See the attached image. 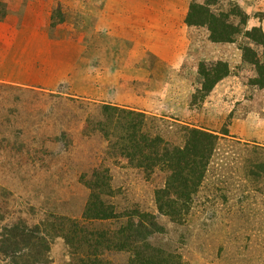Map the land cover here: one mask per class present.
Returning a JSON list of instances; mask_svg holds the SVG:
<instances>
[{
  "label": "rangeland",
  "instance_id": "rangeland-1",
  "mask_svg": "<svg viewBox=\"0 0 264 264\" xmlns=\"http://www.w3.org/2000/svg\"><path fill=\"white\" fill-rule=\"evenodd\" d=\"M27 1H0V226L39 229L46 264H71L86 251L78 236L76 250L62 237L70 224L111 235L143 213L154 218L146 243L156 258L264 264V86L256 81L264 49L248 37L264 35V0H42L34 13ZM193 3L239 33L213 41L206 25H187ZM19 50L43 62L28 71L38 74L30 85L11 68ZM201 67L228 74L210 88ZM103 104L143 113L144 129L171 145L183 146L185 127L217 137L182 218L157 208L165 172L131 165L97 128ZM95 172L107 177L100 198L116 218L85 217ZM131 256L104 259L128 264Z\"/></svg>",
  "mask_w": 264,
  "mask_h": 264
},
{
  "label": "trees",
  "instance_id": "trees-1",
  "mask_svg": "<svg viewBox=\"0 0 264 264\" xmlns=\"http://www.w3.org/2000/svg\"><path fill=\"white\" fill-rule=\"evenodd\" d=\"M185 22L189 26L206 25L213 41H232L235 34L239 33L226 22V19L219 20L202 4L191 5ZM248 37L264 49V35L255 38L249 33ZM243 55L247 57L244 50ZM257 67L256 81L259 86H264V63L258 61ZM200 72L205 82L210 83V88L228 74L227 69L218 71L216 68L206 70L203 67ZM210 88L205 92L208 93ZM102 115L105 120L98 121L96 126L103 132L116 153L125 157L131 165L146 172H153L157 168L165 172L164 185L155 193L157 208L170 217L182 218L202 182L217 137L204 130L185 127V142L182 147H178L144 129L147 120L143 113L103 104ZM106 178L102 172H95L91 177L89 188L92 194L85 211V217L88 219L116 218L111 207L100 198L104 193L109 194ZM131 220L126 227L111 232V235L109 231H89L70 224L71 228L69 231L65 230L62 237L73 249L78 236L86 251L85 257L71 264H110L104 259L105 253L110 251L131 253L128 264H176L173 256L163 252L156 258L159 252H155L146 243V236L150 234L152 226L155 227V222L149 221L154 220L153 216L141 213L137 214L136 223ZM37 231L39 229L20 227V225L0 226V256L7 261V264H46L45 255L49 252V246L46 238ZM139 242L143 243L138 244Z\"/></svg>",
  "mask_w": 264,
  "mask_h": 264
},
{
  "label": "crops",
  "instance_id": "crops-1",
  "mask_svg": "<svg viewBox=\"0 0 264 264\" xmlns=\"http://www.w3.org/2000/svg\"><path fill=\"white\" fill-rule=\"evenodd\" d=\"M27 2L28 3H25L27 5H29L30 3H33V5H34L33 6V8H34L33 13L35 12V9L38 7V5H36L35 3H46V2H43L42 0H28ZM104 3H106V0L104 1ZM108 3H111V1L108 0ZM7 4H10V3H7ZM11 4L13 5L14 3H11ZM20 4H22V3H20ZM24 10L27 11V8L25 9V7H24ZM28 10H30V12H31L32 11V8H30ZM95 14H96V17H98V24L99 23H102V21L104 20V16H105V14H104V8L103 7H99L97 5V12ZM25 16H27V13H25L24 18H25ZM105 20H106V17H105ZM23 21H26V20L23 19ZM0 25L3 26V25H5V23L4 22H0ZM0 28L2 29L4 27H0ZM31 30L32 29H29V31H31ZM13 31H14V33H16V29L15 28H14ZM24 31H26V29L23 26V28H21L20 30H18V33L19 34H21V33L23 34ZM35 33H36L35 36H39V32H35ZM2 38L3 37L0 36V39H2ZM29 48H31V47L29 46ZM12 49L13 48H11L9 50V52ZM22 52H23L22 50L21 51L19 50L17 54H15L14 56L13 55L11 56V59H12V60H10V62H11V68H15L16 66H19V74H18L19 76H22V77H25L26 76L28 78L32 76L31 78L35 80L36 78H38V77H36V76H38V74H36V76H35L34 74H30L28 71L38 70V68H36V67L43 65V62L41 60L40 61H37L36 60L37 58H35V57H30V56L26 57L25 54H21ZM24 52H25V47H24ZM31 78L26 79V81H19L18 80V83L30 85L31 84V81H27V80H30ZM34 85H40L43 88H50V86H48L47 84H44V83H38V84H34Z\"/></svg>",
  "mask_w": 264,
  "mask_h": 264
}]
</instances>
